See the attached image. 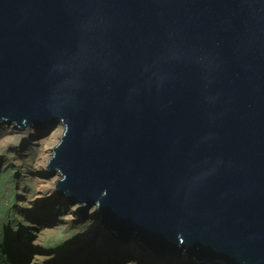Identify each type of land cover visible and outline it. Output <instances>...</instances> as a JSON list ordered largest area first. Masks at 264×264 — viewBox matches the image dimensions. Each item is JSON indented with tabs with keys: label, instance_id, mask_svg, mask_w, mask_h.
Masks as SVG:
<instances>
[{
	"label": "water",
	"instance_id": "95a60500",
	"mask_svg": "<svg viewBox=\"0 0 264 264\" xmlns=\"http://www.w3.org/2000/svg\"><path fill=\"white\" fill-rule=\"evenodd\" d=\"M54 123L103 232L264 264V0H0V126Z\"/></svg>",
	"mask_w": 264,
	"mask_h": 264
},
{
	"label": "bare ground",
	"instance_id": "6f19581e",
	"mask_svg": "<svg viewBox=\"0 0 264 264\" xmlns=\"http://www.w3.org/2000/svg\"><path fill=\"white\" fill-rule=\"evenodd\" d=\"M62 130L63 126L59 123H54L43 130H34L32 127L27 130H21L19 127H15L12 124H4L3 128L0 129V154L3 150L9 148V157H3L0 163L7 165L8 163L15 162L18 165L20 174L31 183L34 181V191L31 197H29L28 194H24L28 192V190H26L28 186L25 185V183L22 182L19 186L20 191L23 193V198L19 197L17 201L18 205L15 206L22 210L21 213L24 216H29L33 219L44 218V220H47L52 214H56L58 211L61 212L62 210V208L59 207L61 203H65V198L63 197V201L58 199L59 193H56L54 187L56 181L59 180V176L56 174H50V176L47 173V164L52 153L51 149H53L56 142H58ZM36 175L38 178L37 180L35 179ZM8 184L9 182L6 177L0 176V186L2 187L0 196L5 200H11L12 196V191ZM18 196L20 195H17V197ZM79 206L80 204L69 206V213L66 218H64V224L68 232L61 238V242H59L62 252L73 250L71 247L78 245L82 240L93 242L94 235L96 234L99 236L98 233L101 232L100 221L94 215V208H92L90 216H85V218H83L76 210ZM43 212L48 214L41 215L40 213ZM81 220H88L90 224L72 231L70 225ZM82 233L83 236H81ZM105 238L106 236H103V239L99 240L98 246L102 245ZM129 241L130 246L127 247L123 241L116 239L112 244V253H114L117 248L126 247L125 250H127L129 258L138 260V264H195L192 259L191 263L186 252L181 258L178 256L175 262H172L171 257H154V255L152 256L145 247L138 244L134 239ZM123 255L127 256L126 253ZM124 258L126 257L116 258L112 256L111 260H108V262H110V264H120V260ZM92 262L93 260H90L78 264H92ZM195 262L196 264H204L198 261Z\"/></svg>",
	"mask_w": 264,
	"mask_h": 264
},
{
	"label": "rangeland",
	"instance_id": "374dc122",
	"mask_svg": "<svg viewBox=\"0 0 264 264\" xmlns=\"http://www.w3.org/2000/svg\"><path fill=\"white\" fill-rule=\"evenodd\" d=\"M2 128L3 125L0 126V129ZM28 128H31V126H28L25 130ZM44 128L47 127H32L34 130H43ZM57 143L58 142H56V145ZM3 157H9V148H6L1 152V162ZM47 173L50 175L48 171ZM0 176L6 177L9 182L8 186L12 191L11 200H5L0 196V264H78L90 260H93L92 264H110L108 260H111L112 256L116 258L126 257L120 260V264L139 263L138 260L129 258L128 252L125 250L126 247L117 248L114 253H112V244L118 238L112 234L102 232V229L101 232L98 233L99 236L96 234L94 235L93 242L82 240L78 245L71 247L73 250L62 252L59 242H61V238L68 232L64 224V218H66L69 213V206L75 204L64 199L65 203H61L59 207L62 208L61 212L58 211L56 214H52L47 220H44V218L36 219L34 217L35 219H33L29 216H24L21 213L22 210L15 206L18 205L17 201L19 200V197L23 198V193L20 191L19 186L20 183H25V185L28 186L26 189L28 192L24 194H28V196L31 197L32 192L34 191V181L31 183L27 178L22 176L18 169V165L15 162L8 163L7 165L0 163ZM35 179H38L37 175ZM1 189L2 187L0 186V191ZM17 195L20 196L17 197ZM58 199L63 201V197L61 196H58ZM91 210L92 208L88 210L87 215H85L86 217L90 216V213H92ZM40 214L47 215L48 213L43 212ZM89 224L90 222L88 220H81L70 226L72 231H75L76 229ZM81 236H83V233ZM103 236H106V238L102 245L98 246L99 240L103 239ZM118 240L123 241L127 247L130 246V241H126L122 238ZM124 253H126L127 256H124ZM149 253L153 256L151 252ZM184 253L185 251L179 255L168 257H171L172 262H175L176 257L180 256L181 258ZM162 256L154 255V257ZM193 263L196 264L195 261Z\"/></svg>",
	"mask_w": 264,
	"mask_h": 264
},
{
	"label": "clouds",
	"instance_id": "9594fccd",
	"mask_svg": "<svg viewBox=\"0 0 264 264\" xmlns=\"http://www.w3.org/2000/svg\"><path fill=\"white\" fill-rule=\"evenodd\" d=\"M65 199H67V198H65Z\"/></svg>",
	"mask_w": 264,
	"mask_h": 264
}]
</instances>
